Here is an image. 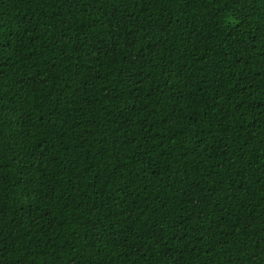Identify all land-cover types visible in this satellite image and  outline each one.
Segmentation results:
<instances>
[{
	"label": "trees",
	"instance_id": "16d2710c",
	"mask_svg": "<svg viewBox=\"0 0 264 264\" xmlns=\"http://www.w3.org/2000/svg\"><path fill=\"white\" fill-rule=\"evenodd\" d=\"M0 264H264V0H0Z\"/></svg>",
	"mask_w": 264,
	"mask_h": 264
}]
</instances>
